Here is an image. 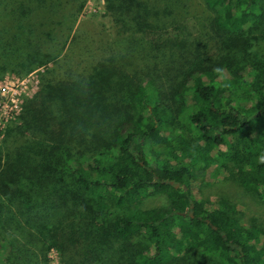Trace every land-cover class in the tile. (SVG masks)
Here are the masks:
<instances>
[{"label": "trees", "instance_id": "obj_1", "mask_svg": "<svg viewBox=\"0 0 264 264\" xmlns=\"http://www.w3.org/2000/svg\"><path fill=\"white\" fill-rule=\"evenodd\" d=\"M6 1L22 20L61 12L72 23L88 0ZM101 1L114 38L85 21L70 28L38 93L22 98L3 191L22 179L38 189L58 181V196L71 203L69 178L77 206L96 218L112 202L126 212L110 224L115 238L139 236L149 246L131 254L132 264H168L183 251L221 264H264V224L242 222L235 206L195 193L196 171L206 178L226 171L225 180L264 198V0H203L215 14L206 23L187 17L186 0ZM34 27L0 38L7 65L23 58L21 76L53 61L32 40ZM163 34L172 39H155ZM124 95L127 103L119 101ZM159 193L169 194V209L141 207ZM41 205L54 209L51 199ZM16 251L23 252L16 239L0 231V261L22 264Z\"/></svg>", "mask_w": 264, "mask_h": 264}, {"label": "rangeland", "instance_id": "obj_2", "mask_svg": "<svg viewBox=\"0 0 264 264\" xmlns=\"http://www.w3.org/2000/svg\"><path fill=\"white\" fill-rule=\"evenodd\" d=\"M186 3L187 17L201 16L206 23L205 16L215 15L212 11L206 10L203 0H186ZM11 8L9 1L0 0V33L2 32L0 38L3 36L6 40L10 39L13 31L16 33L21 27L28 31L36 25L32 40L39 45L43 53L51 55L53 61L21 76L16 66L24 64L22 57L12 59L13 65L11 63L7 65L6 58L0 56V172L10 165L8 155L14 151L17 144L14 142L16 137L13 131L21 125L22 98H32L38 93L40 74L64 53L73 35L70 33V28L75 30L85 21L89 30H105L109 37L114 38L106 4L101 0H88L72 23L62 20L61 12L56 15L52 12L37 13L30 20H22L20 16L14 17L16 15L10 13ZM61 9L59 8L60 11ZM60 21H64L62 26ZM191 24L195 23L191 22ZM155 39L165 43L171 40L172 36L156 35ZM261 47L264 51V41L261 42ZM128 99L124 95V99L119 101L127 103ZM130 112H134V109H130ZM196 175L200 182L198 186L195 185L198 187L195 193L200 190L198 197L210 199L213 203L220 199L226 201L242 213V222L255 220L257 224H264V198L255 191L246 190L229 177L225 180L228 176L226 171L217 172L216 175L206 178L205 172L198 170ZM35 179L43 185L47 184L46 178ZM66 179L69 183L65 192L71 203L58 196V188L55 187L58 181L49 189H38L23 179L18 183L7 182L8 191H3L5 189L0 184V203H2L0 208H4L0 210L3 214L0 218V231L9 239H16V246L23 249L22 253L16 251L15 256L12 255L14 262L18 261L16 259L18 256L22 264H132L131 254L148 244L141 241L139 236L131 238L128 242L119 240L109 228L116 217L124 216L126 212L107 200L106 211L102 215L99 213V218H96L90 214L91 210L77 206L74 193L68 191L72 186V180ZM94 195L90 193L89 200L94 199ZM46 199H51L54 203L52 212L40 208L41 202ZM141 207L169 209L170 196L168 193H159L148 198ZM51 216L50 222L46 223ZM178 256V259L168 264H221L219 257L196 255L192 251H183ZM0 262L9 263L8 260Z\"/></svg>", "mask_w": 264, "mask_h": 264}, {"label": "clouds", "instance_id": "obj_3", "mask_svg": "<svg viewBox=\"0 0 264 264\" xmlns=\"http://www.w3.org/2000/svg\"><path fill=\"white\" fill-rule=\"evenodd\" d=\"M260 159H261V162L264 163V157H261Z\"/></svg>", "mask_w": 264, "mask_h": 264}, {"label": "built area", "instance_id": "obj_4", "mask_svg": "<svg viewBox=\"0 0 264 264\" xmlns=\"http://www.w3.org/2000/svg\"><path fill=\"white\" fill-rule=\"evenodd\" d=\"M11 109H14V108H11Z\"/></svg>", "mask_w": 264, "mask_h": 264}]
</instances>
